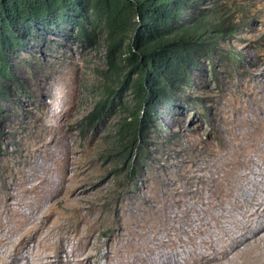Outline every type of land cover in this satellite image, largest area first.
I'll use <instances>...</instances> for the list:
<instances>
[{
    "label": "rangeland",
    "instance_id": "374dc122",
    "mask_svg": "<svg viewBox=\"0 0 264 264\" xmlns=\"http://www.w3.org/2000/svg\"><path fill=\"white\" fill-rule=\"evenodd\" d=\"M201 8L216 9L213 55H201L189 85L172 88L138 151L125 149L118 132L130 121V90L89 126L104 90L117 84L104 40H80L71 24L22 37L16 80L4 81L10 93L0 101V234L12 238L0 257L25 231L37 236L28 258L45 264H146L173 250L165 226L177 221L165 208L181 197L194 203L189 194L207 190L212 151L221 170L234 166L264 124L262 114L248 126L255 135L236 134L261 107L264 0H203Z\"/></svg>",
    "mask_w": 264,
    "mask_h": 264
},
{
    "label": "trees",
    "instance_id": "16d2710c",
    "mask_svg": "<svg viewBox=\"0 0 264 264\" xmlns=\"http://www.w3.org/2000/svg\"><path fill=\"white\" fill-rule=\"evenodd\" d=\"M203 0H0V101L8 99L4 81L15 82L13 57L23 36L36 28L71 24L78 39L107 43L106 63L117 84L104 90L89 126L110 113L125 91L133 94L130 121L118 132L124 148L140 149L137 139L155 126L172 88L191 81L201 55L212 57L216 9L201 8ZM35 24V25H34ZM38 26V27H37ZM126 63V64H124ZM129 65L128 72L123 67ZM136 71V77L130 73ZM18 87V84H17ZM183 91V90H182ZM94 127V126H93ZM138 154V153H137ZM146 154L142 148L139 155Z\"/></svg>",
    "mask_w": 264,
    "mask_h": 264
},
{
    "label": "bare ground",
    "instance_id": "6f19581e",
    "mask_svg": "<svg viewBox=\"0 0 264 264\" xmlns=\"http://www.w3.org/2000/svg\"><path fill=\"white\" fill-rule=\"evenodd\" d=\"M259 98L261 107L252 117L240 119L236 134L255 135L248 126L264 114V92ZM253 129L257 132L253 148L242 152L234 166L221 170L218 153L212 151L207 190H194L197 195L191 192L194 203L181 197L179 205L165 208L166 219L177 221V227H171L169 221L165 226L167 237L172 235L167 241L173 250H165L163 260L153 257L146 264H264V124ZM3 231L1 228L0 233ZM26 232H20L21 239L13 249L1 253L0 264H45L41 259L28 258L30 242L37 236L30 237ZM11 241L10 236L0 234V245ZM160 241L165 243V237Z\"/></svg>",
    "mask_w": 264,
    "mask_h": 264
}]
</instances>
